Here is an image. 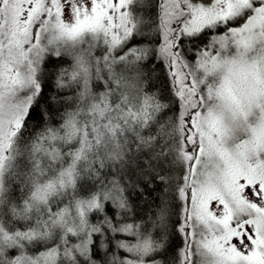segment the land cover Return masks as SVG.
<instances>
[{
    "label": "snow or ice",
    "instance_id": "obj_1",
    "mask_svg": "<svg viewBox=\"0 0 264 264\" xmlns=\"http://www.w3.org/2000/svg\"><path fill=\"white\" fill-rule=\"evenodd\" d=\"M0 264H264V0H0Z\"/></svg>",
    "mask_w": 264,
    "mask_h": 264
}]
</instances>
